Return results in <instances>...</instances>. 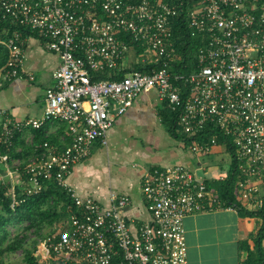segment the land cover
I'll return each instance as SVG.
<instances>
[{
    "label": "built area",
    "instance_id": "built-area-1",
    "mask_svg": "<svg viewBox=\"0 0 264 264\" xmlns=\"http://www.w3.org/2000/svg\"><path fill=\"white\" fill-rule=\"evenodd\" d=\"M178 11L162 0L128 4L122 0H0V23L10 22L39 34L46 48L60 57L46 92L44 117L13 123L0 110V143L12 146L15 131L40 130L50 121L66 124L71 144L30 160L23 175L28 194L40 192L44 181L55 180L72 197L70 217L58 231L40 240L37 264H189L185 219L221 209V201L207 183L184 166L155 169L146 176L143 194L152 221L136 232L125 216L130 199L111 196L109 206L77 196L66 180L78 163L91 155L98 142L136 99L157 90L160 100L175 109L182 104L185 81L190 95L182 104L179 125L196 137L213 125L233 139L242 198L256 201L264 192V0H201L189 14L190 27L203 38L196 72L172 76L168 66L178 61L172 47L173 20ZM134 43L148 46L153 74L130 70L121 81L93 82L94 72L121 71ZM27 40V39H26ZM20 32L4 43L9 57L0 81H12L21 71L24 45ZM115 108V115L112 110ZM215 139L196 143L195 154L209 155ZM0 156L6 178L19 175L20 163L10 166ZM13 163V161H12ZM11 163V164H12ZM0 181H6L1 179ZM15 198V188L12 190ZM261 205V203H260ZM256 210L258 202L250 204Z\"/></svg>",
    "mask_w": 264,
    "mask_h": 264
},
{
    "label": "crops",
    "instance_id": "crops-1",
    "mask_svg": "<svg viewBox=\"0 0 264 264\" xmlns=\"http://www.w3.org/2000/svg\"><path fill=\"white\" fill-rule=\"evenodd\" d=\"M146 56L140 59L134 47L120 72L136 69L147 58L154 60L152 52L148 51ZM60 63L59 55L46 48L39 34L27 38L19 76L12 81H0V110L15 124L41 120L46 92L55 85L53 75ZM162 107L157 90L140 95L108 131L107 145L96 143L90 157L75 165L66 180L77 196L92 198L103 206L110 205L112 195L129 198L131 204L125 216L134 232L143 223L152 221L143 194L146 176L151 171L184 166L205 180L216 196L217 184L227 179L232 166V157L224 146L214 147L209 155L193 153L195 144L185 145L166 128L159 114ZM115 114L114 108L112 115ZM0 119L4 120L1 116ZM63 125L50 121L40 130L15 131L19 134L18 152L24 147H35L28 155L30 160L35 159L40 146L36 144L41 142H45L46 153L52 149L60 152L68 136L66 124ZM38 133H42V138H35ZM15 163L21 165L17 160L10 166ZM1 179L8 180L3 164H0ZM10 180L15 186H23L19 175ZM184 224L189 264H242L248 256L242 247L248 243L254 250L262 221L243 217L230 208L191 215Z\"/></svg>",
    "mask_w": 264,
    "mask_h": 264
},
{
    "label": "trees",
    "instance_id": "trees-1",
    "mask_svg": "<svg viewBox=\"0 0 264 264\" xmlns=\"http://www.w3.org/2000/svg\"><path fill=\"white\" fill-rule=\"evenodd\" d=\"M128 4H140L143 0H122ZM154 1V0H150ZM166 4L175 7L178 11L173 20V39L172 47L176 51L178 61L170 62L168 68L172 76H189L196 72L199 66V52L204 47L203 38L195 32L189 23V14L198 8L201 0H162ZM20 32L23 39H27L37 33L30 29L12 25L10 22L0 23V69L4 67L8 61L9 52L4 45L12 36ZM129 45L135 47L138 57H147L149 47L134 43L128 36L122 37ZM163 63H155L154 60L146 59V63L139 64L136 71L144 74H153L163 68ZM127 72H94L92 73L93 82L100 81H121ZM173 83L181 89L182 104L190 95V86L185 81H175ZM182 104L174 107L167 101L163 102L160 110L161 119L166 128L185 145L191 146L196 143H207L215 139L217 144L224 146L232 157V166L228 173L227 179L217 184L216 197L221 201V209H235L237 212L247 218H259L262 221L261 228L255 240L254 250L250 249L248 243L243 245V250L248 254L242 264H264V196L256 201L247 202L242 198L238 187L240 172L237 168L235 160V149L233 139L225 136L213 125H208L205 131L196 137L185 134L183 128L179 125ZM61 124L65 123L58 121ZM3 121L0 119V138L2 136ZM67 128V127H66ZM19 134L16 133L12 142V146L0 143V156H9L12 161H21L20 172L22 176L23 186L14 185L10 179L0 181V264H11L5 260L7 256L23 252V264H37L39 260L37 246L40 240L56 233L58 230L54 228L56 225L68 220L70 213L68 209L74 207L72 197L58 185L55 180L42 182L43 187L40 192L28 194L27 189L30 188L28 177L23 175L24 167L30 161L29 151L35 147H24L18 152ZM36 139L42 138V133L35 136ZM66 144L60 148L64 151L70 144V136L65 137ZM38 151L34 156L40 157L47 149L45 142H41ZM35 146V145H34ZM46 153V152H45ZM28 157V158H27ZM37 157V158H38ZM10 161V163H12ZM13 188H15V198H13ZM258 202L256 210H252L250 204L254 205ZM261 203V205H260ZM25 224L23 229L25 235H19L14 238L8 230L11 226ZM32 234L35 238H31Z\"/></svg>",
    "mask_w": 264,
    "mask_h": 264
},
{
    "label": "rangeland",
    "instance_id": "rangeland-1",
    "mask_svg": "<svg viewBox=\"0 0 264 264\" xmlns=\"http://www.w3.org/2000/svg\"><path fill=\"white\" fill-rule=\"evenodd\" d=\"M60 226H61V224H58L54 228H56L58 230L60 228ZM24 227H25V224L9 227L8 230L11 234V237L14 238V237L19 236V235H21V236L25 235V233L23 231ZM30 237L35 238L32 234H30ZM5 260L11 264H23V252L19 251L14 255L7 256L5 258Z\"/></svg>",
    "mask_w": 264,
    "mask_h": 264
}]
</instances>
